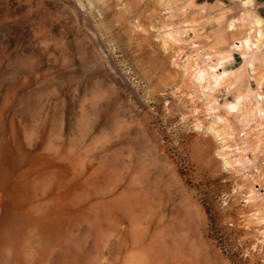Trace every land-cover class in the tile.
I'll list each match as a JSON object with an SVG mask.
<instances>
[{
  "label": "rangeland",
  "instance_id": "obj_1",
  "mask_svg": "<svg viewBox=\"0 0 264 264\" xmlns=\"http://www.w3.org/2000/svg\"><path fill=\"white\" fill-rule=\"evenodd\" d=\"M233 4L0 0V264H264V37L229 76L228 31L264 12Z\"/></svg>",
  "mask_w": 264,
  "mask_h": 264
},
{
  "label": "crops",
  "instance_id": "obj_2",
  "mask_svg": "<svg viewBox=\"0 0 264 264\" xmlns=\"http://www.w3.org/2000/svg\"><path fill=\"white\" fill-rule=\"evenodd\" d=\"M207 2H208V0H207ZM232 2L235 3V4H233V5H235V7H242L243 8L244 0H232ZM257 3L258 4L261 3V5H259V6H261L262 10H261V12H259V14L261 15V17H263L262 15H263V12H264V2H260V0H257ZM252 13H253L252 11L251 12L246 11L245 13H243L241 19H234V20H232L230 22L229 26H228V31H231L232 32L231 33V37L232 38L235 37L234 38L235 40H234V45H233L232 51L236 50V51L241 52L242 58L244 59L243 66L241 68H239L238 70H236V71H231L229 76H232L237 71L238 72L239 71L240 72L243 71L246 67H251L252 69L255 68L256 60L254 61L251 58L252 57L251 55L253 53V49H255V48L258 47V44L260 42V39L264 37L263 30H262L264 28V20L262 18L258 17L256 14L254 15V13L253 14ZM240 22H243L244 24L250 25L251 26V30L248 32V34H246V36L244 35V36L238 38L237 36H238V34L240 32L239 31L237 32V25ZM253 31H256L257 34H258V36H256L255 40L253 39L254 38ZM220 38L223 39V35H220ZM245 40H248L252 44L251 49H247V48H244V47H241L240 46V45H242L241 43H244L245 42ZM245 55L248 57V60L249 61L253 60L252 61V62H254L253 67L251 65H248L246 63L247 61H246ZM228 58L230 59L231 56H229ZM234 59H235V57L232 56L231 60H234ZM225 62H223V63L220 62V63H222L223 65H225L228 69H232V70L236 69V67H233V66H231L229 64H226ZM225 72H227V71H225Z\"/></svg>",
  "mask_w": 264,
  "mask_h": 264
},
{
  "label": "bare ground",
  "instance_id": "obj_3",
  "mask_svg": "<svg viewBox=\"0 0 264 264\" xmlns=\"http://www.w3.org/2000/svg\"><path fill=\"white\" fill-rule=\"evenodd\" d=\"M172 35L173 34H168V37L169 36L172 37ZM175 39L176 38L174 37V40ZM241 44H242V45H240L241 47H244L247 49H251V47H252V44L248 40H245V42L241 43ZM219 72L222 73V76H220ZM227 76H228V74H227V72H225V70L220 71L219 67L208 66L207 69H204V70L201 69L197 72V74L195 75V81L198 85H200L201 87H204L205 90L209 91V88H211L214 84L219 85L220 81L222 82V80H224ZM239 104H240V102H238L236 104H230V105H228V109L230 111H233V112H238ZM261 115L264 116V111H261Z\"/></svg>",
  "mask_w": 264,
  "mask_h": 264
}]
</instances>
